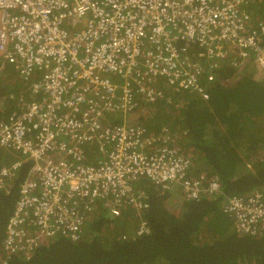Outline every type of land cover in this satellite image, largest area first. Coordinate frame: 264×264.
<instances>
[{
  "label": "built area",
  "instance_id": "2783aa9c",
  "mask_svg": "<svg viewBox=\"0 0 264 264\" xmlns=\"http://www.w3.org/2000/svg\"><path fill=\"white\" fill-rule=\"evenodd\" d=\"M254 1L0 0V58L29 95L0 121V157L12 159L0 164V188L9 192L31 163L6 225L8 258L79 240L100 203L114 216L148 207L134 192L142 178L187 201L223 194L217 174L193 176L192 155L133 114L164 99V86L208 99L224 63L264 76V19L247 10ZM198 47L203 54L190 55ZM222 209L240 234L264 236V186Z\"/></svg>",
  "mask_w": 264,
  "mask_h": 264
},
{
  "label": "trees",
  "instance_id": "16d2710c",
  "mask_svg": "<svg viewBox=\"0 0 264 264\" xmlns=\"http://www.w3.org/2000/svg\"><path fill=\"white\" fill-rule=\"evenodd\" d=\"M247 10L264 19V0L250 3ZM254 68L236 72L224 63L208 86V99L164 86V99L142 103L133 114L150 132L164 130L175 138L171 144L192 155L193 176L217 174L224 188L221 196L174 203L163 188L142 178L134 192L148 207L128 206L114 216L100 203L79 240L59 238L28 258H8L3 240L31 167L26 162L8 181L9 192L0 188V264H264V236L240 234L222 209L226 198L264 186V81L257 79ZM14 108L4 111L0 104V120ZM86 152L87 161L99 159L96 152ZM10 160L1 156L0 164ZM142 225L146 231L138 233Z\"/></svg>",
  "mask_w": 264,
  "mask_h": 264
},
{
  "label": "rangeland",
  "instance_id": "374dc122",
  "mask_svg": "<svg viewBox=\"0 0 264 264\" xmlns=\"http://www.w3.org/2000/svg\"><path fill=\"white\" fill-rule=\"evenodd\" d=\"M9 69H11L12 71H10ZM24 84L25 82L19 76L15 65L4 62L0 58V104H1V107L3 108L5 107L4 109H8L10 107H14L13 104L16 102L15 108L12 110L13 112L17 109V101L19 102L21 100V101L26 102L28 100L29 95H28L27 87L26 86L24 87ZM16 92H18V94H15ZM10 95H13L14 99H10L9 98ZM261 153L264 155L263 151H261ZM260 157L261 155H258L257 157L253 155V159H257ZM90 223H91V220H90Z\"/></svg>",
  "mask_w": 264,
  "mask_h": 264
},
{
  "label": "clouds",
  "instance_id": "9594fccd",
  "mask_svg": "<svg viewBox=\"0 0 264 264\" xmlns=\"http://www.w3.org/2000/svg\"><path fill=\"white\" fill-rule=\"evenodd\" d=\"M250 6V5H249ZM249 6H247V7H249ZM252 15V14H251ZM253 16V15H252ZM255 19H259V18H256V17H254ZM200 51L202 52L203 50L200 48V47H198V48H196V49H194V50H191V52H190V55H198L199 53H200ZM229 65V64H228ZM231 66H233V65H231ZM234 67V70L237 72V68L235 67V66H233ZM248 68H252V66H249ZM219 69V68H218ZM217 69V70H218ZM256 69V68H255ZM216 70V71H217ZM257 70V69H256ZM215 71V72H216ZM258 72V71H257ZM259 73V72H258ZM260 75H261V77L264 79V76L261 74V73H259ZM215 77H216V74H215ZM214 80V79H213ZM212 80V81H213ZM161 81V80H160ZM212 81H210L209 83H208V86H209V84L212 82ZM159 83V82H158ZM178 91H180V90H178ZM162 133H166L164 130H162L161 132H159V133H157V134H154V135H159V134H162ZM171 136V135H170ZM171 139H172V143L173 142H175V139L174 138H172V136H171ZM172 145H174V144H172ZM175 146V145H174ZM176 147V146H175ZM177 148H179V147H177ZM180 149V148H179ZM222 183V182H221ZM158 186V185H157ZM223 186V185H222ZM159 187H161V188H163L162 186H159ZM257 188V187H256ZM169 195H170V200L172 201V202H174V203H180V204H183L185 201H187V200H184L182 197H181V193L179 192V193H177V194H174L173 196H172V193H171V190H169V189H165V188H163ZM255 189V188H254ZM223 190H224V188H223ZM253 190V189H252ZM251 191V190H250ZM250 191H248L247 193H249ZM247 193H244V194H247ZM238 195H243V194H238ZM180 200H183V201H180ZM190 201H192V200H190ZM235 227V226H234Z\"/></svg>",
  "mask_w": 264,
  "mask_h": 264
},
{
  "label": "crops",
  "instance_id": "0c3cea01",
  "mask_svg": "<svg viewBox=\"0 0 264 264\" xmlns=\"http://www.w3.org/2000/svg\"><path fill=\"white\" fill-rule=\"evenodd\" d=\"M254 74H255V76L257 77V79L258 80H260V81H264V79L261 77V75L257 72V70L256 69H254ZM28 100H29V97H28ZM14 106L16 105V102L13 104ZM4 111H6V109H4L3 107H1ZM7 117H8V115H7ZM7 117H5V118H3V120H5ZM1 121V120H0Z\"/></svg>",
  "mask_w": 264,
  "mask_h": 264
},
{
  "label": "bare ground",
  "instance_id": "6f19581e",
  "mask_svg": "<svg viewBox=\"0 0 264 264\" xmlns=\"http://www.w3.org/2000/svg\"><path fill=\"white\" fill-rule=\"evenodd\" d=\"M255 69V68H254Z\"/></svg>",
  "mask_w": 264,
  "mask_h": 264
}]
</instances>
